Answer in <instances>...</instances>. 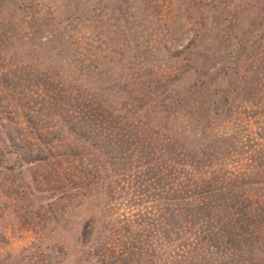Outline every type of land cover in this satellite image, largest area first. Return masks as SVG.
Listing matches in <instances>:
<instances>
[{"label":"trees","instance_id":"trees-1","mask_svg":"<svg viewBox=\"0 0 264 264\" xmlns=\"http://www.w3.org/2000/svg\"><path fill=\"white\" fill-rule=\"evenodd\" d=\"M204 1L189 0L198 11L190 15L193 39L169 54L165 69L121 57L104 33L72 30L64 36L71 77L54 69L39 85L45 103L75 105L69 119L35 106L17 128L0 124V175L8 149L22 167L65 165L55 179H34L50 190L33 197L53 195L31 215L64 218L92 205L76 244L44 239L50 254L17 259L64 264L73 247L74 264H264V9L247 14L238 3L221 11L217 0L221 17L209 21L213 7ZM125 28L114 26L119 51L128 47ZM86 159L113 174L94 204L80 197L93 186L86 180L94 173L77 175Z\"/></svg>","mask_w":264,"mask_h":264},{"label":"rangeland","instance_id":"rangeland-1","mask_svg":"<svg viewBox=\"0 0 264 264\" xmlns=\"http://www.w3.org/2000/svg\"><path fill=\"white\" fill-rule=\"evenodd\" d=\"M216 1H204L213 7L212 9L208 7L205 11L209 21H216L221 17V13L217 11ZM221 1L224 3L221 11L225 4L238 3H241V7L245 5L247 14L264 9V0ZM156 2L159 3V7L154 8ZM169 2L166 0H0V124L17 128L18 122L22 121L24 116L31 115L29 108L35 106H42L47 111L49 107L54 108L61 119L66 121L69 119L75 111V105L63 104L60 99V102L45 103L47 98L39 85H45V76L54 69L60 72L63 79L71 77L68 74L70 52L67 46L70 42L67 38L64 39V36H70V32L74 29L79 31V37L82 34L88 38L89 34L86 32L91 29L98 31V34L104 33L108 47L112 51H118L121 57L129 54L135 61L141 62L144 59L152 67L168 68L167 60L171 56L169 54L177 53L193 39L194 30L190 15L198 12L189 4V0H174L175 5L172 8L168 7ZM35 14H38L37 22L33 20ZM116 24H123L126 27L124 33L128 38V47L120 48L122 51L116 49L119 46L113 38ZM54 34L58 37L50 41L48 36ZM104 43L105 41H102L100 46ZM96 75L98 79L102 78ZM11 135L14 133L11 132ZM16 137V143L22 144ZM8 151L12 153L2 154V164L8 169L3 170V175H0V264H28L24 258L17 259L19 254L33 252H38L39 255L50 254L51 248L43 244L44 239L52 241L51 247L56 244V240L62 242L59 245L61 247L70 242L76 244L82 224L90 217L88 209H91L92 205L75 213L70 211L64 218L60 212L56 217L37 210L31 215L32 207L41 204L45 208L47 200L43 198L53 195L50 192L33 197L31 193H36L37 190H50V186L45 184L48 182L45 178L36 186L33 184L34 179L41 175H50L48 180L55 179L53 171L63 170L65 165L58 160L56 165L46 169H40L35 165L22 167L18 164V154L14 153L16 150L8 149L7 153ZM76 171L77 175L82 172V174L90 173L92 176L94 173L93 177H88L86 180L93 186L80 191V197L88 199L87 203L94 204L98 193L108 192L113 182V174L110 171H94L93 164L87 159L83 165L79 163ZM144 207L147 206L142 204L138 208ZM72 251L76 249L70 247V258H67L64 264L76 262ZM117 260L111 258L107 261L115 264Z\"/></svg>","mask_w":264,"mask_h":264}]
</instances>
